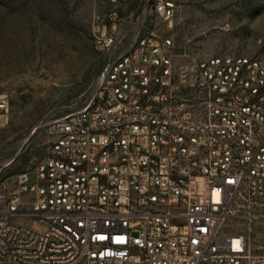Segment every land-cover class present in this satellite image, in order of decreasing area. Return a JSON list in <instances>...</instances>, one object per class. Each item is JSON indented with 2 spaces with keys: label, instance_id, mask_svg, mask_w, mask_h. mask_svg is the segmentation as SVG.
<instances>
[{
  "label": "built area",
  "instance_id": "2783aa9c",
  "mask_svg": "<svg viewBox=\"0 0 264 264\" xmlns=\"http://www.w3.org/2000/svg\"><path fill=\"white\" fill-rule=\"evenodd\" d=\"M147 7L172 26L173 0ZM107 20L91 28L98 97L49 125L34 171L0 181V264H264V54L196 58Z\"/></svg>",
  "mask_w": 264,
  "mask_h": 264
},
{
  "label": "rangeland",
  "instance_id": "374dc122",
  "mask_svg": "<svg viewBox=\"0 0 264 264\" xmlns=\"http://www.w3.org/2000/svg\"><path fill=\"white\" fill-rule=\"evenodd\" d=\"M173 1L171 26L145 8L147 0L118 8L109 0H0V95L11 107L0 129V181L34 171L47 154L49 125L98 97L107 58L93 45L95 16L107 20L115 9L133 32L141 19L142 34L168 35L196 58L264 54V0ZM251 241L264 253V215L252 224Z\"/></svg>",
  "mask_w": 264,
  "mask_h": 264
},
{
  "label": "snow or ice",
  "instance_id": "6c2138e0",
  "mask_svg": "<svg viewBox=\"0 0 264 264\" xmlns=\"http://www.w3.org/2000/svg\"><path fill=\"white\" fill-rule=\"evenodd\" d=\"M100 239H101V240H103V239H104V237L102 236ZM118 239H121V240H122L123 238H122V237H120V238H118Z\"/></svg>",
  "mask_w": 264,
  "mask_h": 264
},
{
  "label": "bare ground",
  "instance_id": "6f19581e",
  "mask_svg": "<svg viewBox=\"0 0 264 264\" xmlns=\"http://www.w3.org/2000/svg\"><path fill=\"white\" fill-rule=\"evenodd\" d=\"M13 60V59H12ZM16 63V62H15ZM13 65V64H12ZM8 71H9V69H8ZM12 73V72H11Z\"/></svg>",
  "mask_w": 264,
  "mask_h": 264
}]
</instances>
